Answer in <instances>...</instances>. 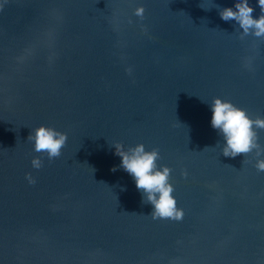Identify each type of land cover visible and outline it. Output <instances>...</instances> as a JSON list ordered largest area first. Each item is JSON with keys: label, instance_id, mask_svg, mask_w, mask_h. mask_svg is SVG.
<instances>
[{"label": "water", "instance_id": "95a60500", "mask_svg": "<svg viewBox=\"0 0 264 264\" xmlns=\"http://www.w3.org/2000/svg\"><path fill=\"white\" fill-rule=\"evenodd\" d=\"M233 3L0 0V264H264L256 150L224 156L210 123L217 96L264 116V38ZM42 124L67 133L56 159ZM113 143L159 149L181 220L152 218Z\"/></svg>", "mask_w": 264, "mask_h": 264}, {"label": "clouds", "instance_id": "9594fccd", "mask_svg": "<svg viewBox=\"0 0 264 264\" xmlns=\"http://www.w3.org/2000/svg\"><path fill=\"white\" fill-rule=\"evenodd\" d=\"M256 4L261 10L258 16L253 15L255 8L250 0H234L232 5L219 7L218 11L222 20L235 22L242 39L248 35L264 38V0H256ZM144 11L143 6H139L134 14L143 18ZM245 67L252 70L251 60L245 63ZM209 105L212 113L211 126L223 140L219 145L223 155L235 158L255 149L257 159L254 167L264 172V150L259 145L257 134V129H264V116L253 118L246 109L220 96L214 97ZM28 139L33 143L35 152H45L52 160L61 156L62 148L67 142V133L42 124L34 132H30ZM112 145L115 154L121 158L119 167L133 178L137 190L141 192L142 202L152 205V218L181 220L184 212L177 205L174 186L170 182L171 169L159 164V149H148L144 143L127 148L122 143ZM32 166L40 168L41 160L34 157ZM112 170L116 171V167ZM27 179L29 183H35L30 173L27 174Z\"/></svg>", "mask_w": 264, "mask_h": 264}]
</instances>
